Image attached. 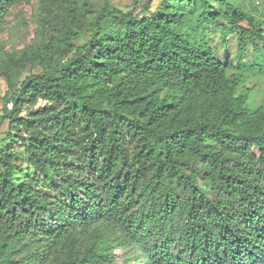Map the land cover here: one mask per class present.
<instances>
[{
  "label": "trees",
  "instance_id": "16d2710c",
  "mask_svg": "<svg viewBox=\"0 0 264 264\" xmlns=\"http://www.w3.org/2000/svg\"><path fill=\"white\" fill-rule=\"evenodd\" d=\"M152 3L39 0L0 56V264H264V99L241 90L264 29L242 0Z\"/></svg>",
  "mask_w": 264,
  "mask_h": 264
},
{
  "label": "rangeland",
  "instance_id": "374dc122",
  "mask_svg": "<svg viewBox=\"0 0 264 264\" xmlns=\"http://www.w3.org/2000/svg\"><path fill=\"white\" fill-rule=\"evenodd\" d=\"M96 3H100V0H92ZM147 0H142L146 2ZM162 0H153L152 10L158 8ZM111 2L120 8H124L133 3V0H111ZM243 4L249 10H252L257 16L259 24L248 25L241 23L242 25L250 28H259L264 29V17L261 16V13H264V0H242ZM39 0H15L12 5L8 7L7 13L4 18V25L0 31V56L3 54H13L22 50L25 46L30 45L38 32L37 24V13H38ZM211 26L210 30H204L202 27H197L199 33L202 37H205L206 40L215 48L218 56L225 60L226 58H236L237 53V43L236 36L234 33H229L226 41L221 38L219 32H216ZM2 55V56H3ZM252 54L248 55L247 58H252ZM1 58V57H0ZM41 71L39 66L36 67H26L25 69L16 72V76L21 79L26 76ZM8 89V84L4 76H0V114H2V109L4 105V96ZM241 90L247 91L251 99L255 104H259L264 99V73L257 71V69H250L247 72L246 79L241 87ZM8 132V125L4 123L0 127L1 133V145L13 144L16 146V150L20 151V143H12L11 139L5 140V136ZM20 164L23 162L20 160ZM119 257V262H120Z\"/></svg>",
  "mask_w": 264,
  "mask_h": 264
}]
</instances>
